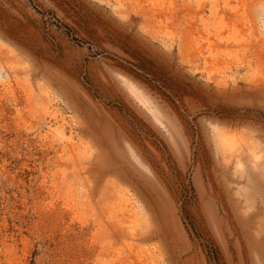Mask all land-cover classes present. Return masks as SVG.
Returning <instances> with one entry per match:
<instances>
[{
    "label": "rangeland",
    "instance_id": "rangeland-1",
    "mask_svg": "<svg viewBox=\"0 0 264 264\" xmlns=\"http://www.w3.org/2000/svg\"><path fill=\"white\" fill-rule=\"evenodd\" d=\"M0 264H264V0H0Z\"/></svg>",
    "mask_w": 264,
    "mask_h": 264
}]
</instances>
